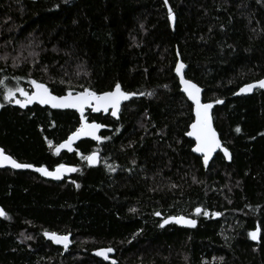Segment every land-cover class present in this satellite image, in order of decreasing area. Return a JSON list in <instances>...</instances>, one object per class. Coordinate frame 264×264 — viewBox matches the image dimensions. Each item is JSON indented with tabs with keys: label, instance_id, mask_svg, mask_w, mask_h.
Listing matches in <instances>:
<instances>
[{
	"label": "trees",
	"instance_id": "obj_1",
	"mask_svg": "<svg viewBox=\"0 0 264 264\" xmlns=\"http://www.w3.org/2000/svg\"><path fill=\"white\" fill-rule=\"evenodd\" d=\"M179 60L213 105L231 162L218 152L205 166L192 152ZM262 78L264 0H0V146L22 163L77 169L62 181L0 169V264H264V91L235 96ZM30 80L56 95L117 83L137 95L119 117L88 111L100 139L57 153L81 117L4 99L31 93ZM96 150L90 167L84 157ZM180 215L197 225L160 226ZM102 248L113 249L108 259Z\"/></svg>",
	"mask_w": 264,
	"mask_h": 264
},
{
	"label": "snow or ice",
	"instance_id": "obj_2",
	"mask_svg": "<svg viewBox=\"0 0 264 264\" xmlns=\"http://www.w3.org/2000/svg\"><path fill=\"white\" fill-rule=\"evenodd\" d=\"M164 3L167 5L168 0H164ZM168 15L170 19H174L171 7L168 8ZM184 68L182 63H178L176 66L177 74L181 73V70ZM180 82L184 85L183 91L187 94L188 98L195 104V122L191 124V131L187 133L189 137H194L196 141V146L192 149L194 152L202 153L204 155V164L207 166L209 157L216 149L221 148L220 140L218 139L215 129L212 127V118L209 110L213 107L211 103L202 104L200 101V92L201 89L193 82L186 80L183 75H180ZM3 83V81H0ZM31 85L34 88V91L29 93L23 88H17L15 91L13 89H8L4 99L12 102L15 97V92H19L21 96L24 97L23 100L15 99V103L20 107H26L27 105L38 102L41 105H50L53 109H76L81 114V125L68 139L56 147V152L59 153L60 149L67 148L69 151L72 150V142L74 139L80 137L81 135L91 136L93 139L99 140L100 137L96 135L98 129L103 127V125L98 123H88L84 117V109L86 107L91 108L94 112H100L101 110L107 112L109 108L112 109V115L116 116L120 104L123 100H127L135 93H128L122 91L121 85L117 83L113 91L104 92L102 94H97L95 91L90 89H83L82 91L76 93L72 89H69L65 95H54L50 89L43 83L37 82L36 80H30ZM259 87L264 89V80H260L255 84H249L240 89V92H250L253 88ZM151 95V93H149ZM216 103H222V101L217 100ZM3 105H0L2 107ZM237 132L240 131L239 128L236 129ZM49 147L51 148L52 141H48ZM225 156H228L227 148H223ZM89 164H95L98 162V156L96 153H92L84 157ZM5 162L11 164L15 169H31L34 166L28 163H18L9 155H5L3 149H0V165H3ZM37 172L42 173L45 176L54 177L56 179L61 178V173L64 171L75 172V168H67L65 165L60 164L56 167L55 171H49L45 167H39L35 169ZM110 170L114 171L111 168ZM79 187V185H77ZM132 211H135L134 209ZM196 213L201 214L202 209L196 208ZM6 213L3 209H0V216H4ZM155 215L159 216L160 213L156 212ZM203 215L207 216L208 212L204 211ZM215 215H220L216 213ZM175 221L176 223H183L191 226H195L196 221L192 219H186L183 216L180 217H169L164 221L160 226L163 227L164 224H167L169 221ZM258 231H252L249 233V236L252 240H257ZM44 235L49 239L53 240L57 244H63L65 248L68 247L69 237L68 235H58L55 232L48 233L45 232ZM113 249H103L97 252V255L104 256L107 259V253L112 252ZM115 264V261H113Z\"/></svg>",
	"mask_w": 264,
	"mask_h": 264
},
{
	"label": "water",
	"instance_id": "obj_3",
	"mask_svg": "<svg viewBox=\"0 0 264 264\" xmlns=\"http://www.w3.org/2000/svg\"><path fill=\"white\" fill-rule=\"evenodd\" d=\"M32 1H36V0H32ZM178 63H182L183 65H184V68L181 70V73L180 74H177V72H176V67H175V74L178 76V79H179V83H180V86H181V90H182V92L186 95V97L188 98V96H187V94L183 91V87H184V85L183 84H181V82H180V75H183L184 76V78L186 79V80H189V81H191V82H193V83H195L194 81H192V80H190V79H188L187 77H186V65L181 61V60H179L178 62H177V64ZM177 64H176V66H177ZM260 80H264V78H262V79H260ZM260 80H258V81H260ZM258 81H254V82H251V83H247V84H244L243 86H241L239 89H238V91L235 93V96H240V95H245V96H247V95H250V94H252V93H254L257 89H261V90H263L264 91V89H262V88H259V87H255V88H253L252 89V91H250V92H243V93H241L240 92V89L242 88V87H245L246 85H249V84H255L256 82H258ZM43 84H45V83H43ZM200 89H201V92H200V101H201V103L202 104H204V103H210V102H205L204 101V96H203V93H204V89L201 87V86H199L197 83H195ZM49 89H50V87L47 85V84H45ZM115 88V87H114ZM114 88L112 89V90H109V91H113L114 90ZM121 89H122V87H121ZM34 91V88H33V90H32V92ZM50 91H51V89H50ZM93 91V90H92ZM122 91H125V90H123L122 89ZM52 92V91H51ZM96 92V91H95ZM106 92H108V91H106ZM126 92V91H125ZM53 93V92H52ZM76 93H78V92H76ZM97 94H102V93H104V92H102V93H98V92H96ZM128 93H132V92H128ZM54 94V93H53ZM54 95H56V94H54ZM63 95H65V94H63ZM137 95V94H136ZM136 95H132V96H130V98L129 99H127V100H123L122 102H121V104H120V108H119V111H118V113H117V115H116V117H119V115H120V112H121V109H122V106L124 105V103H126L127 101H129L131 98H133V97H135ZM24 98H22V99H20V100H23ZM189 99V98H188ZM189 101L192 103V105H193V115H194V120H193V122L192 123H194L195 122V119H196V116H195V104L189 99ZM12 103V105H16V106H19L18 104H16L15 103V101H12L11 102ZM33 105H40V106H42V107H50V108H52L50 105H41V104H39L38 102H33V103H31V104H29V105H27L26 107H30V106H33ZM26 107H22V108H26ZM213 108L214 107H212L210 110H209V112H210V115H211V118H212V127L215 129V131H216V133H217V136H218V139L220 140V143H221V148H218V149H216L213 153H211V155H210V157H209V160H208V164H210V162L213 160V158L215 157V155L218 153V152H221L222 153V155L225 157V159H226V161L227 162H231L232 161V157H233V155H232V152L223 144V142H222V139H221V136H220V133L218 132V130L215 128V124H214V119H213ZM61 110H67V109H61ZM69 110H74V111H77L76 109H71V108H69ZM88 111H90L92 114H100V113H103V114H107V113H112V109L111 108H109V110L107 111V112H105V111H103V110H101L100 112H94V111H92V109L91 108H88V107H86L85 109H84V117L86 116V114H87V112ZM78 112V114L80 115V117H81V114H80V112L79 111H77ZM112 115V114H111ZM87 122L88 123H98V124H101V125H103L102 123H100V122H98V121H89V120H87ZM191 123V124H192ZM191 124H190V127H189V130H188V132L189 131H191L192 129H191ZM102 130H103V127H101L100 129H98L97 130V132H96V135L97 136H101V132H102ZM76 131V130H75ZM74 131V132H75ZM74 132H72L71 134H69L68 135V137L69 136H71ZM187 132V133H188ZM68 137L62 142V143H64L67 139H68ZM187 137L189 138V139H191V140H193L194 141V146H193V148L196 146V141H195V138L194 137H189L188 135H187ZM91 140V141H97L96 139H93L91 136H85V135H81L80 137H78V138H76V139H74L73 140V142H72V150L71 151H69L67 148H62V150L63 151H65V152H72L74 149H75V147L81 142V141H83V140ZM61 143V144H62ZM192 148V149H193ZM223 148H227V150H228V156H225V154H224V151H223ZM0 149H3L1 146H0ZM3 151H4V153H5V155H9V156H11L10 154H8L4 149H3ZM195 155H197V156H199V157H202L203 158V160H204V155L202 154V153H198V152H194V151H192ZM92 153H96L97 154V156H98V162L97 163H95V164H89L88 163V161H87V164H88V166H90V167H97L99 164H100V162H101V154H100V152L99 151H92L91 153H89L88 155H91ZM87 155V156H88ZM13 159H15L13 156H11ZM16 160V159H15ZM17 161V160H16ZM18 163H22V162H19V161H17ZM29 164V163H28ZM33 165V164H32ZM67 168H74V166L73 165H70V164H64ZM34 167L33 168H31V169H15V168H13L12 166H11V164L10 163H8V162H5L3 165H0V169H4V168H11V169H15V170H24V171H32V172H36V173H38L39 175H41L43 178H45V179H49V180H54V181H62V180H64L66 177H68V176H70L71 174H73L74 172H67V171H64V172H62L61 173V178L60 179H56V178H54V177H49V176H45V175H43L42 173H40V172H37L35 169L36 168H39V167H44V166H36V165H33ZM45 168H47L49 171H55V169L56 168H54V169H50V168H48V167H45ZM0 209H3V211L6 213V210L0 205ZM195 213H196V211H195ZM197 214V213H196ZM5 216V215H4ZM4 216H0V217H4ZM181 216V215H180ZM180 216H169V217H180ZM169 217H167L166 219H168ZM183 217H185L186 219H192V220H195L196 221V224H195V226L197 225V223H198V221H197V219L196 218H193V217H187V216H183ZM166 219H164L163 220V222H162V224L164 223V221L166 220ZM170 223H176L175 221H169L167 224H170ZM176 224H178V225H180V226H184V227H195V226H191V225H187V224H183V223H176ZM164 225H166V224H164ZM58 235H61V236H63L64 234H58ZM68 237H69V242H68V247L69 246H71V244H72V239H71V236L70 235H68ZM51 240V239H50ZM53 241V240H52ZM54 242V241H53ZM55 243V242H54ZM55 244H57V243H55ZM57 245H59V246H63L64 247V245L63 244H57ZM67 247V248H68ZM65 248V247H64ZM103 249H108V248H102V249H100V250H103ZM99 250V251H100ZM111 253L112 252H109V253H107V257L109 258L110 257V255H111ZM101 259H105L104 258V256H100V255H98ZM107 258V259H108Z\"/></svg>",
	"mask_w": 264,
	"mask_h": 264
},
{
	"label": "bare ground",
	"instance_id": "obj_4",
	"mask_svg": "<svg viewBox=\"0 0 264 264\" xmlns=\"http://www.w3.org/2000/svg\"><path fill=\"white\" fill-rule=\"evenodd\" d=\"M56 168V167H55Z\"/></svg>",
	"mask_w": 264,
	"mask_h": 264
}]
</instances>
